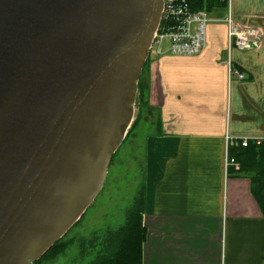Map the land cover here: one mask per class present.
Masks as SVG:
<instances>
[{
	"label": "water",
	"instance_id": "95a60500",
	"mask_svg": "<svg viewBox=\"0 0 264 264\" xmlns=\"http://www.w3.org/2000/svg\"><path fill=\"white\" fill-rule=\"evenodd\" d=\"M161 0H0V264H33L101 190Z\"/></svg>",
	"mask_w": 264,
	"mask_h": 264
},
{
	"label": "crops",
	"instance_id": "0c3cea01",
	"mask_svg": "<svg viewBox=\"0 0 264 264\" xmlns=\"http://www.w3.org/2000/svg\"><path fill=\"white\" fill-rule=\"evenodd\" d=\"M230 12L261 33L258 48H232L223 15L199 55L167 47L149 58L144 110L156 130L145 143L142 264H264V217L249 181L232 175L237 165H224L226 135L264 140V0H231Z\"/></svg>",
	"mask_w": 264,
	"mask_h": 264
},
{
	"label": "rangeland",
	"instance_id": "374dc122",
	"mask_svg": "<svg viewBox=\"0 0 264 264\" xmlns=\"http://www.w3.org/2000/svg\"><path fill=\"white\" fill-rule=\"evenodd\" d=\"M221 1L227 4L228 8L227 1ZM218 11L225 18L227 11ZM197 12L205 13L210 18V23L212 20L219 19L215 11L211 13V11L200 9ZM223 24L225 25L224 21ZM167 47L168 42L166 41L163 43V47L158 43L154 44L150 53V62ZM148 67L149 64L146 70ZM146 70L142 76H145ZM138 104L137 101L134 106V118L131 126L138 114ZM140 110L137 124L129 132L130 126L124 141L111 159L101 190L85 210L81 220L75 223L61 239L62 247H58L56 252L53 251L50 256H46L38 264H90L101 250L99 246L101 234L107 230H115L125 223L128 210L135 197L140 190L146 187L149 163L145 143L148 136L156 130L155 125L151 128L149 125L146 126L147 123L153 124L156 121L155 116L147 115L144 105ZM97 237L99 238L97 245L93 247L92 242Z\"/></svg>",
	"mask_w": 264,
	"mask_h": 264
},
{
	"label": "trees",
	"instance_id": "16d2710c",
	"mask_svg": "<svg viewBox=\"0 0 264 264\" xmlns=\"http://www.w3.org/2000/svg\"><path fill=\"white\" fill-rule=\"evenodd\" d=\"M185 1L192 12H197L200 9L211 11V13L215 11L217 12V18H222L221 12L218 10L227 11V4L221 0ZM148 64L149 58L145 62L138 82L136 100L139 102V110L129 132L132 131L139 120L140 109H142L143 105L144 108L147 106V90L145 88V82L142 81V75ZM229 155L237 164V170H231L232 175L246 178L249 181L250 195L264 217V140L258 143L250 141L245 148H232L229 151ZM144 203V190L142 189L128 210L125 223L115 230H107L101 234L99 240L101 250L96 254L95 259L90 264H142V250L146 241V229L143 226ZM61 239L33 264H38L46 256H50L53 251L56 252L58 247H62ZM98 239L97 237L93 240V247L97 245Z\"/></svg>",
	"mask_w": 264,
	"mask_h": 264
},
{
	"label": "built area",
	"instance_id": "2783aa9c",
	"mask_svg": "<svg viewBox=\"0 0 264 264\" xmlns=\"http://www.w3.org/2000/svg\"><path fill=\"white\" fill-rule=\"evenodd\" d=\"M228 3L227 14L223 19L227 37L232 45L239 51H248L258 48L261 42V33L254 28L244 27L234 21L230 12L231 0ZM162 9L158 27L153 35L149 47V55L154 44L162 45L168 42V52L176 57H194L199 55L206 47V32L210 24V18L203 12H192L185 0H161ZM230 76L244 80V74L236 70L230 60L226 63ZM260 142V140H253ZM250 139H234L226 135L224 165L226 168L236 166V162L230 157L232 148H245Z\"/></svg>",
	"mask_w": 264,
	"mask_h": 264
}]
</instances>
